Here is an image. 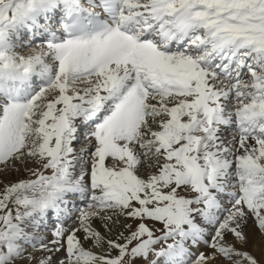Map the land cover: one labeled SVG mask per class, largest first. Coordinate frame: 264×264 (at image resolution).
I'll list each match as a JSON object with an SVG mask.
<instances>
[{"label": "snow or ice", "instance_id": "obj_1", "mask_svg": "<svg viewBox=\"0 0 264 264\" xmlns=\"http://www.w3.org/2000/svg\"><path fill=\"white\" fill-rule=\"evenodd\" d=\"M0 264H264V0H0Z\"/></svg>", "mask_w": 264, "mask_h": 264}]
</instances>
